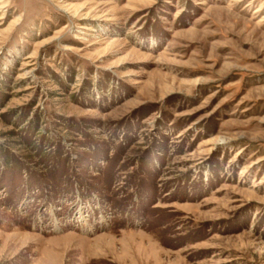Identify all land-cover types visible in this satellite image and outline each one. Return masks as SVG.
<instances>
[{"label": "rangeland", "instance_id": "obj_1", "mask_svg": "<svg viewBox=\"0 0 264 264\" xmlns=\"http://www.w3.org/2000/svg\"><path fill=\"white\" fill-rule=\"evenodd\" d=\"M0 264H264V0H0Z\"/></svg>", "mask_w": 264, "mask_h": 264}]
</instances>
